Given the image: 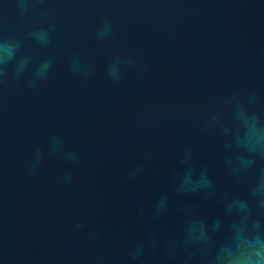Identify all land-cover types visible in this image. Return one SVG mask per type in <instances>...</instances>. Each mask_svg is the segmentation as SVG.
I'll list each match as a JSON object with an SVG mask.
<instances>
[{"label":"water","instance_id":"water-1","mask_svg":"<svg viewBox=\"0 0 264 264\" xmlns=\"http://www.w3.org/2000/svg\"><path fill=\"white\" fill-rule=\"evenodd\" d=\"M0 7L3 35L23 39L22 51L37 62L54 58L38 87L0 86V264H95L98 256L122 264L150 233L180 241L184 210L208 223L219 219L223 233L231 219L225 193L243 194L246 184L229 176L222 135L203 129L211 114L228 118L233 92L255 87L264 107V0H37L23 17L13 0ZM102 19L114 35L98 41ZM48 25L49 47L28 37ZM74 55L93 66L88 78L69 70ZM116 55L137 65L118 83L106 75ZM183 107L182 119L170 117ZM53 135L78 153L77 162L48 154ZM37 146L45 157L28 174ZM188 148L213 179L212 199L174 192ZM137 166L141 174L131 177ZM65 172L70 184L61 181ZM164 193L169 207L153 221ZM77 221L83 230H74ZM89 230L98 235L90 238ZM159 257L156 249L143 264Z\"/></svg>","mask_w":264,"mask_h":264},{"label":"clouds","instance_id":"clouds-1","mask_svg":"<svg viewBox=\"0 0 264 264\" xmlns=\"http://www.w3.org/2000/svg\"><path fill=\"white\" fill-rule=\"evenodd\" d=\"M21 17L28 14L37 0H13ZM3 8L0 7V15ZM42 15L49 14L43 9ZM54 25L36 27L28 32V37L41 47L52 43ZM114 35V25L109 19H102L97 26L95 38L98 41L109 40ZM24 40L14 36H5L0 30V86L9 82H25L28 87L36 88L49 78L54 58H44L38 62L24 53ZM136 60L131 56L116 55L106 66V75L114 83L123 79L127 69L135 68ZM69 70L76 76L88 78L93 66L79 55H74ZM225 103L228 118L220 113L211 114L204 131L214 130L224 138L225 166L229 176L236 184H246L243 194L224 196V213L230 217L223 233L219 219L211 223L194 217L189 210L187 218L182 217L183 236L180 241H159L149 234L144 241L138 242L128 253L122 264H143L150 252L159 249L161 257L157 264H264V107H261V93L251 87L243 92H233ZM188 107L174 109L170 113L173 119H182ZM48 154L61 155L68 163L78 161V153L63 147L60 137L53 135L48 141ZM150 153H145V159ZM45 150L34 148V155L27 167L28 174L42 164ZM180 163L182 171L174 178V192L177 197L199 194L206 200L215 196V187L206 166L198 167L194 163V153L185 149ZM142 167L137 166L130 172L131 177L141 174ZM65 184L72 182L70 173L61 176ZM169 207V196L161 194L152 206L151 219L158 221ZM143 215V208L140 210ZM74 230L81 231L85 225L75 222ZM97 232L89 230L88 236L94 238ZM95 264H106L104 256H98ZM116 264V262H113Z\"/></svg>","mask_w":264,"mask_h":264}]
</instances>
